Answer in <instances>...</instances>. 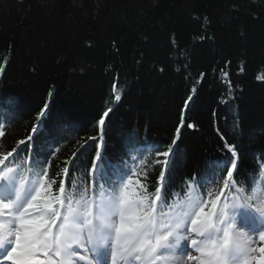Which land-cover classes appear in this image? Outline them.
Returning <instances> with one entry per match:
<instances>
[{
	"label": "trees",
	"instance_id": "1",
	"mask_svg": "<svg viewBox=\"0 0 264 264\" xmlns=\"http://www.w3.org/2000/svg\"><path fill=\"white\" fill-rule=\"evenodd\" d=\"M258 76L264 0H0V152L38 124L27 143L42 161L55 152L50 174L73 152L72 176L84 172L107 108L102 151L113 164L129 158L130 141L163 150L183 111L185 125L196 127L181 128L170 191L180 192L193 174L215 171L224 140L236 146L240 179L251 187L264 157Z\"/></svg>",
	"mask_w": 264,
	"mask_h": 264
},
{
	"label": "snow or ice",
	"instance_id": "2",
	"mask_svg": "<svg viewBox=\"0 0 264 264\" xmlns=\"http://www.w3.org/2000/svg\"><path fill=\"white\" fill-rule=\"evenodd\" d=\"M111 111L107 108L98 120L96 152L79 176H72L75 152L51 174L55 152L47 161L32 154L27 142L38 124L32 125L31 135L0 152V264H264V157L259 177L247 187L239 176L236 146L221 136L227 151L212 162L215 171L193 174L180 192H171L181 128L196 126L185 125L182 111L163 150L152 145L141 152L130 141L124 145L129 158L113 164L102 151L103 126ZM22 151L29 155L21 158ZM209 185H215L214 191Z\"/></svg>",
	"mask_w": 264,
	"mask_h": 264
},
{
	"label": "rangeland",
	"instance_id": "3",
	"mask_svg": "<svg viewBox=\"0 0 264 264\" xmlns=\"http://www.w3.org/2000/svg\"><path fill=\"white\" fill-rule=\"evenodd\" d=\"M135 167L138 168V167H139V164L135 165ZM210 186H211V185H209L208 188H209ZM257 186H258V185H257ZM208 190H210V189H208ZM205 198H206V197H205Z\"/></svg>",
	"mask_w": 264,
	"mask_h": 264
},
{
	"label": "bare ground",
	"instance_id": "4",
	"mask_svg": "<svg viewBox=\"0 0 264 264\" xmlns=\"http://www.w3.org/2000/svg\"><path fill=\"white\" fill-rule=\"evenodd\" d=\"M2 255H3V252H2V251H0V257H2Z\"/></svg>",
	"mask_w": 264,
	"mask_h": 264
}]
</instances>
